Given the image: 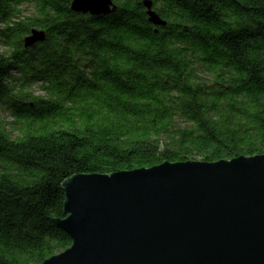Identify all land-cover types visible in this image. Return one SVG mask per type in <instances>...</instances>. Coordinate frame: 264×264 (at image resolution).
<instances>
[{"label": "trees", "instance_id": "1", "mask_svg": "<svg viewBox=\"0 0 264 264\" xmlns=\"http://www.w3.org/2000/svg\"><path fill=\"white\" fill-rule=\"evenodd\" d=\"M72 1L0 0V264L71 246L55 219L75 174L264 154V0H152L166 26L145 0Z\"/></svg>", "mask_w": 264, "mask_h": 264}, {"label": "water", "instance_id": "2", "mask_svg": "<svg viewBox=\"0 0 264 264\" xmlns=\"http://www.w3.org/2000/svg\"><path fill=\"white\" fill-rule=\"evenodd\" d=\"M149 20L166 26L145 0ZM114 0H73L101 15ZM34 28L29 48L46 39ZM72 239L42 264H264V154L216 162L165 161L149 168L79 173L63 183Z\"/></svg>", "mask_w": 264, "mask_h": 264}, {"label": "rangeland", "instance_id": "3", "mask_svg": "<svg viewBox=\"0 0 264 264\" xmlns=\"http://www.w3.org/2000/svg\"><path fill=\"white\" fill-rule=\"evenodd\" d=\"M25 9H26L25 10L26 15H29L31 8L27 7ZM4 48H5V46L1 43L0 44V50H3ZM31 91H33L35 94H41V91L39 90L38 86H34L33 88H31ZM0 117H1V119H3V121L6 123V125L9 129L12 128V126H13L12 121L14 120V118L11 116L10 110L4 105H0ZM18 126L19 125H16V127H18ZM16 133L14 132L13 136H15Z\"/></svg>", "mask_w": 264, "mask_h": 264}]
</instances>
